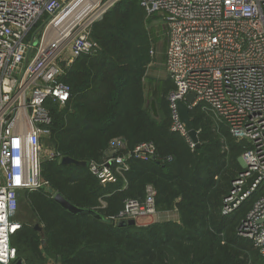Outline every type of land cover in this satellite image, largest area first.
I'll return each instance as SVG.
<instances>
[{
    "label": "trees",
    "instance_id": "16d2710c",
    "mask_svg": "<svg viewBox=\"0 0 264 264\" xmlns=\"http://www.w3.org/2000/svg\"><path fill=\"white\" fill-rule=\"evenodd\" d=\"M154 18L159 16L148 15L140 0L120 1L92 26L98 51L77 56L67 69L63 80L71 88L70 99L64 105L47 104L49 143L88 165L42 163L48 184L21 193L17 217L22 227L11 239L17 249L12 264H264L260 249L239 233L261 191L233 213H223L244 169L240 157L246 143L199 104L190 111L198 133L191 146L171 129L167 95L173 81L146 93L155 42L149 21ZM113 141L121 144L110 154ZM144 143L155 148L148 160L135 156ZM119 155L129 169L116 174L115 182L101 184L89 163ZM148 185L156 192L158 213L175 211L178 218L147 225L114 221L126 199L145 198ZM55 193L102 218L68 211L54 200Z\"/></svg>",
    "mask_w": 264,
    "mask_h": 264
},
{
    "label": "built area",
    "instance_id": "2783aa9c",
    "mask_svg": "<svg viewBox=\"0 0 264 264\" xmlns=\"http://www.w3.org/2000/svg\"><path fill=\"white\" fill-rule=\"evenodd\" d=\"M120 1L0 0V264L17 258L11 239L22 227L17 219L21 193L47 185L42 163L63 158L56 148L43 147L42 141L51 137L47 104L64 105L70 99L71 88L63 80L67 69L77 56L98 51L92 26ZM140 3L168 30L165 67L175 85L167 95L172 131L196 145L179 112V102L194 93L192 107L203 104L237 141L246 143L240 159L244 169L233 182L223 213H233L261 191L239 233L264 256V0ZM154 150L144 143L135 156L148 160ZM89 169L106 185L129 165L119 155L90 162ZM254 174V183L241 195ZM155 194L148 185L143 200L126 199L112 219L156 215Z\"/></svg>",
    "mask_w": 264,
    "mask_h": 264
},
{
    "label": "rangeland",
    "instance_id": "374dc122",
    "mask_svg": "<svg viewBox=\"0 0 264 264\" xmlns=\"http://www.w3.org/2000/svg\"><path fill=\"white\" fill-rule=\"evenodd\" d=\"M149 24L151 25V27L150 25L149 27L152 28V31H154V36H155V42L152 45L150 52L154 51L155 56L152 57L150 53L151 61L148 66L147 74H146L147 76L145 79L146 93L153 91L155 87L161 86L165 81L171 79L165 67V52L167 48L168 30L165 27V25L162 24L161 21H159V18L158 20L155 18L150 20ZM42 143L44 148L52 147L49 143V138L44 139ZM17 218L19 220L20 219L22 220V217L20 215ZM177 218H178V213L175 211L167 212V213H157L156 215L151 217L141 218L137 220V223L139 225H147L154 221L176 220Z\"/></svg>",
    "mask_w": 264,
    "mask_h": 264
},
{
    "label": "water",
    "instance_id": "95a60500",
    "mask_svg": "<svg viewBox=\"0 0 264 264\" xmlns=\"http://www.w3.org/2000/svg\"><path fill=\"white\" fill-rule=\"evenodd\" d=\"M195 99V94L194 93H189L186 95L185 99L179 102V112H180V117L181 120L184 122L186 129L188 131V134L190 138L192 139L193 142L197 143L198 142V133L193 127L192 123V117L190 116V111L193 108L191 106L193 100ZM152 109L155 114H157V107H156V101L152 100ZM61 164L63 165H78V166H87L86 161H79L76 160L72 157L69 156H63L61 159ZM258 174H254L252 177H250L247 180V184L243 186L241 195L244 194L249 187L252 186L254 183V180L257 178ZM52 192V191H51ZM54 200L58 202L63 208L67 209L68 211L74 213V214H81V213H91V214H96L93 209H84L80 208L73 203H71L69 200H67L62 194L60 193H55L54 194ZM98 218H102L100 214H96ZM120 224H130V225H135L137 221L135 219H129V220H121L119 221ZM37 228H40L39 225L36 226ZM19 264H23L22 261L18 262Z\"/></svg>",
    "mask_w": 264,
    "mask_h": 264
},
{
    "label": "crops",
    "instance_id": "0c3cea01",
    "mask_svg": "<svg viewBox=\"0 0 264 264\" xmlns=\"http://www.w3.org/2000/svg\"><path fill=\"white\" fill-rule=\"evenodd\" d=\"M121 142L120 141H113V142H110L109 146H108V153L110 154H113L115 152V147L117 145H120ZM241 164H242V161L240 160ZM19 207H20V201H19ZM19 210V209H18ZM17 215H18V212H17ZM18 219V218H17Z\"/></svg>",
    "mask_w": 264,
    "mask_h": 264
}]
</instances>
